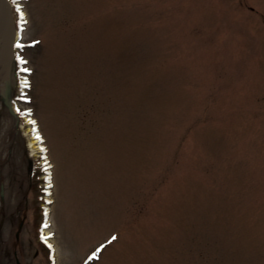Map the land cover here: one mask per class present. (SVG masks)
I'll return each instance as SVG.
<instances>
[{
	"label": "rangeland",
	"instance_id": "374dc122",
	"mask_svg": "<svg viewBox=\"0 0 264 264\" xmlns=\"http://www.w3.org/2000/svg\"><path fill=\"white\" fill-rule=\"evenodd\" d=\"M12 13L0 264H264V0Z\"/></svg>",
	"mask_w": 264,
	"mask_h": 264
},
{
	"label": "water",
	"instance_id": "95a60500",
	"mask_svg": "<svg viewBox=\"0 0 264 264\" xmlns=\"http://www.w3.org/2000/svg\"><path fill=\"white\" fill-rule=\"evenodd\" d=\"M16 40V29L10 3L8 0H0V62L6 49L9 50L11 55L10 61L7 63L5 69H7L11 63L14 42ZM0 194L2 195V192H0Z\"/></svg>",
	"mask_w": 264,
	"mask_h": 264
},
{
	"label": "bare ground",
	"instance_id": "6f19581e",
	"mask_svg": "<svg viewBox=\"0 0 264 264\" xmlns=\"http://www.w3.org/2000/svg\"><path fill=\"white\" fill-rule=\"evenodd\" d=\"M10 58H11L10 52H9L8 49H6L5 52H4V55L2 57V60L0 62V75H2V73H3V71H4V69H5L6 65H7V63L10 61ZM37 142L30 141V144L29 145H30V147H31L32 150L37 149V147H35V144ZM40 149H42V148H40Z\"/></svg>",
	"mask_w": 264,
	"mask_h": 264
},
{
	"label": "snow or ice",
	"instance_id": "6c2138e0",
	"mask_svg": "<svg viewBox=\"0 0 264 264\" xmlns=\"http://www.w3.org/2000/svg\"><path fill=\"white\" fill-rule=\"evenodd\" d=\"M25 71H28V69H24ZM112 239L114 240L115 239V237H112ZM49 247H51V245H49ZM97 251H99V249H97ZM96 255V253L95 252H93L92 253V256L90 257V259L92 258V257H94Z\"/></svg>",
	"mask_w": 264,
	"mask_h": 264
},
{
	"label": "flooded vegetation",
	"instance_id": "af4514ba",
	"mask_svg": "<svg viewBox=\"0 0 264 264\" xmlns=\"http://www.w3.org/2000/svg\"><path fill=\"white\" fill-rule=\"evenodd\" d=\"M3 190V185L0 184V192Z\"/></svg>",
	"mask_w": 264,
	"mask_h": 264
}]
</instances>
